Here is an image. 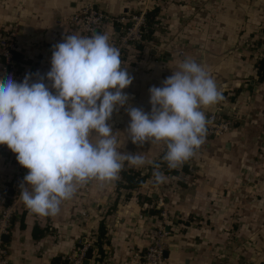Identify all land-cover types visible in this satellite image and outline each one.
Returning a JSON list of instances; mask_svg holds the SVG:
<instances>
[{"label":"crops","instance_id":"0c3cea01","mask_svg":"<svg viewBox=\"0 0 264 264\" xmlns=\"http://www.w3.org/2000/svg\"><path fill=\"white\" fill-rule=\"evenodd\" d=\"M87 2L112 15H128L143 9L147 12L152 5L159 10L158 22L154 24L156 42H146L150 54L137 67L122 63V68H127L134 79L124 90L128 103L118 107L108 121L116 133L118 151L136 154L144 149L145 165L154 148L163 147L161 153L166 151L163 142L135 145L126 137L130 123L128 109L136 107L150 113L149 89L162 86L185 59L201 64L223 95L222 101L204 109L205 115L231 118L233 127L220 141L207 143L206 149L193 158L196 171L178 176L181 180L177 185L164 192L175 215L166 239L167 257L172 264H209L203 260L206 255L202 251L203 238L209 235L194 228L195 216L202 222L206 212L226 206L230 199H222L223 195L217 193L227 191L234 177L240 174L236 170L237 160L240 157L247 160L248 148L254 145L264 149V78L259 79L257 70V60L264 56V0H0V33L8 34L12 40L19 72L31 75L33 81L37 74L44 76L50 86L46 74L51 69L54 45L66 35L78 34L68 19ZM119 30L118 26L106 24L102 33L109 36L112 44ZM134 57L128 55L130 59ZM16 161V154L6 145H0V190ZM141 174H147L143 184L147 198L141 203L135 199L117 204L106 224L104 254L98 259L96 248L87 264H133L132 253L142 252L148 244V230L155 222L148 212L157 209L154 206L157 183L150 184L154 177L148 171ZM168 183L165 179L160 184ZM143 185L134 189L136 195ZM87 198L88 194L78 187L54 217L31 213L21 200L19 209L13 210L4 241L9 264H54L55 258L62 259L76 251L78 240H83L89 232L83 212L89 214L90 210L82 205ZM91 207L98 206L92 202ZM140 214L144 218L140 219ZM35 227L37 236L33 234Z\"/></svg>","mask_w":264,"mask_h":264},{"label":"clouds","instance_id":"9594fccd","mask_svg":"<svg viewBox=\"0 0 264 264\" xmlns=\"http://www.w3.org/2000/svg\"><path fill=\"white\" fill-rule=\"evenodd\" d=\"M45 77L26 75L22 83L0 79V145H6L27 169L20 199L39 216H56L63 202L90 181L114 182L125 166L140 168L142 153L118 151L108 121L129 97L133 77L122 68L120 51L106 33L66 35L54 45ZM54 90V91H52ZM151 112L130 107L126 137L135 145L164 143L169 169L192 158L205 142L210 120L204 109L223 100L216 81L193 59L162 86L149 89ZM153 165L157 183L165 180Z\"/></svg>","mask_w":264,"mask_h":264},{"label":"rangeland","instance_id":"374dc122","mask_svg":"<svg viewBox=\"0 0 264 264\" xmlns=\"http://www.w3.org/2000/svg\"><path fill=\"white\" fill-rule=\"evenodd\" d=\"M212 119H214V116ZM218 119L227 118L222 116ZM226 133H228V131L207 134L205 142L199 147L196 154L190 160L186 161L188 164L187 172L181 169L182 164L177 167L179 172H175L177 168L169 169L167 165L159 164L163 162L161 153L163 147L154 148L153 152H151L153 155L150 157L148 165H144L142 169L138 168L135 170L142 172L148 171L153 176V165L159 164V171L164 174L165 179L168 180L169 183L165 186L156 182L157 184H154V188H156L155 192H157V195L164 194L166 189L177 185V182L181 180L177 178L178 176L181 178L197 170L198 167L195 165L193 158L197 156L199 152L206 149L207 143L213 144L216 141H220L224 138ZM143 150L136 152V154L142 153ZM146 151H151V149ZM248 151L247 160L242 161L241 157L237 160L238 164L236 170H238L240 174L234 177L230 187H222L223 189L226 188L227 191L222 190L220 193H217L223 195L222 199H230L226 206L220 205L216 210H209L206 212L207 216L205 215L201 218L202 222H200L198 216H195L197 220L196 223L193 224L194 228L202 231V234L207 233L209 235V238L204 236L202 247V251L204 255H206V257H203V260L208 261L209 264H259L260 262H264V149L262 150L259 146L256 147V145H254L248 148ZM142 154L144 155L145 153ZM123 169L134 170L127 162H125ZM23 170L27 169L16 161L8 181L1 186L0 210L4 209V202H8L9 205L14 204L13 208L19 209L21 199L20 188L17 187L19 182L16 181V176L17 174L20 175L24 173L25 171L23 172ZM172 175H175V177H172ZM119 181L122 182L121 175H119V179L114 182L101 184L93 180L81 187V190L88 194L87 201L83 202L82 205L90 210L89 214L84 216L88 219V224L90 226L89 232L84 238L90 240L95 238V240L92 241L94 251L97 248L95 245L97 235L93 234L95 230L94 227L98 226L96 225V221L106 220L104 226L105 232H107L108 228L106 224H108L110 220L109 217L114 211H108V208L114 203L116 196L118 197L117 204L134 202L135 199L141 203L147 198L144 193L146 184L140 189V193L136 195V190L131 191L124 187L118 188L117 182ZM153 182H155V180H151L150 184L153 185ZM86 186L89 187L88 191L85 189ZM7 188L8 195L6 194ZM222 188L220 187L219 189ZM11 191L12 194H10ZM165 196L167 214L170 216V219H172V227L175 215H172L169 208V198L167 195ZM92 202L96 203L98 207L92 209ZM219 202H217V204ZM154 206L156 207L155 201ZM155 210H157L156 215L158 218H154V226L157 225L158 219L160 218V210L158 208ZM53 231L52 229V232ZM105 237L104 235V238ZM83 240L79 239L76 246L80 247ZM103 241L105 242L104 239ZM91 260L93 261L92 258ZM69 261L70 259L65 257L60 260L59 264H62L61 262H67L66 264H68Z\"/></svg>","mask_w":264,"mask_h":264},{"label":"built area","instance_id":"2783aa9c","mask_svg":"<svg viewBox=\"0 0 264 264\" xmlns=\"http://www.w3.org/2000/svg\"><path fill=\"white\" fill-rule=\"evenodd\" d=\"M77 30L79 35L91 36L93 33H102L106 24L119 27V32L115 33L112 45L119 49L120 57L127 51L130 46H133L142 42H149L145 39L144 34L150 29L148 23L146 9L141 10L138 13L112 15L98 8H95L92 2H87L83 5L81 10L72 14L68 19ZM183 53V50H179ZM18 61L14 58V45L10 36L6 33H0V79H4L7 76H11L16 82L22 83L25 75L18 71ZM210 123L207 126V134L229 131L233 126V120L227 119H212L208 118ZM183 165V164H182ZM181 165V169H182ZM25 171V172H24ZM28 170H23L24 173L17 174L16 181L19 182L17 187L20 188L21 182L24 180ZM175 172H179V169ZM169 175V174H168ZM175 177V175H172ZM87 191L89 187L85 188ZM8 188L6 194L8 193ZM8 195V194H7ZM165 194H159L155 198L156 207L159 211V219L156 226L151 225L148 230L149 242L145 246L142 252H133L131 260L133 264H172L170 259L165 255L166 239L170 233L171 220L167 214ZM4 201V199H3ZM2 201V202H3ZM14 204L9 205L8 202H4V209L0 212V264H9L7 258V249L2 240L3 235H7L9 232V221L13 214ZM85 216L86 213L83 212ZM144 218L143 214H140V219ZM158 218V217H157ZM95 239L84 238L80 247H77L68 259V264H87L86 261L90 259L87 257L88 251L91 249L92 253V241Z\"/></svg>","mask_w":264,"mask_h":264},{"label":"trees","instance_id":"16d2710c","mask_svg":"<svg viewBox=\"0 0 264 264\" xmlns=\"http://www.w3.org/2000/svg\"><path fill=\"white\" fill-rule=\"evenodd\" d=\"M158 8L149 6L147 9V18H148V23L150 24V29L144 34V37L147 41L149 42H156V38L154 35V28L156 25H154L155 23H157L158 21L156 20V16L158 13ZM150 54V51L148 49V45L145 42L142 43H138L135 44L133 46H130L126 52H124L120 59L122 61L123 64H127L130 67H137L141 65V59H144L145 56H148ZM128 55H132L135 56L134 58H128ZM14 58L15 55H14ZM257 70H258V74H259V79H263L264 78V56H260L257 60ZM166 154V151H164L162 153V158L163 156ZM191 159V158H190ZM189 159V160H190ZM159 164H164L167 165L164 161L162 163ZM187 162H184L182 165V170L184 172L188 171V166H187ZM121 178H122V182L119 181L117 182V187H124L128 190H134V189H138L140 188L144 183H145V179L147 177V174H141V171L139 170H122L121 171ZM117 201H118V197L116 196L114 203L108 208V211H112L116 208L117 206ZM148 217H156L157 215V210L155 209H151L150 212H148ZM151 213V214H150ZM95 235H97V240H96V247H97V252L99 253L98 255V259L101 258V256L104 254V235H105V226H104V221L100 220L99 224L95 230V232H93ZM33 234L34 236H37L38 233V228L35 227L33 229ZM87 257H91V249L88 251L87 253ZM60 258H55L53 260L54 264H59L60 263ZM62 264H66L67 262H61ZM259 264H264V262H260Z\"/></svg>","mask_w":264,"mask_h":264},{"label":"water","instance_id":"95a60500","mask_svg":"<svg viewBox=\"0 0 264 264\" xmlns=\"http://www.w3.org/2000/svg\"><path fill=\"white\" fill-rule=\"evenodd\" d=\"M131 104H132V105H135L134 102H131ZM10 194H12V191L10 192ZM2 240H3V241H6V240H7V236H6V235H3V236H2ZM165 255L167 256V252H166V251H165Z\"/></svg>","mask_w":264,"mask_h":264}]
</instances>
